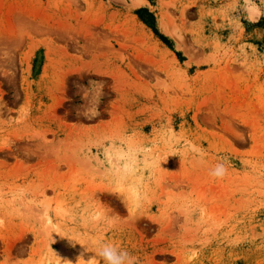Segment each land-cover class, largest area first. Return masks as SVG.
Masks as SVG:
<instances>
[{
    "label": "rangeland",
    "instance_id": "374dc122",
    "mask_svg": "<svg viewBox=\"0 0 264 264\" xmlns=\"http://www.w3.org/2000/svg\"><path fill=\"white\" fill-rule=\"evenodd\" d=\"M0 221V264H264V0H0Z\"/></svg>",
    "mask_w": 264,
    "mask_h": 264
},
{
    "label": "clouds",
    "instance_id": "9594fccd",
    "mask_svg": "<svg viewBox=\"0 0 264 264\" xmlns=\"http://www.w3.org/2000/svg\"><path fill=\"white\" fill-rule=\"evenodd\" d=\"M2 224V221H0ZM99 255L107 262V264H136V258L128 251L120 250L113 244H106L102 247Z\"/></svg>",
    "mask_w": 264,
    "mask_h": 264
},
{
    "label": "bare ground",
    "instance_id": "6f19581e",
    "mask_svg": "<svg viewBox=\"0 0 264 264\" xmlns=\"http://www.w3.org/2000/svg\"><path fill=\"white\" fill-rule=\"evenodd\" d=\"M142 2V1H141ZM253 18V17H252ZM71 264V263H70Z\"/></svg>",
    "mask_w": 264,
    "mask_h": 264
}]
</instances>
